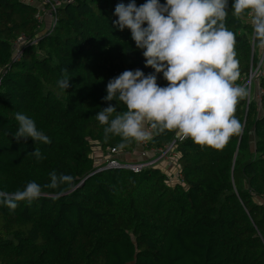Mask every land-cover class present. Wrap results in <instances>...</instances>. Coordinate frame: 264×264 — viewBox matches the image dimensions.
Masks as SVG:
<instances>
[{
  "label": "trees",
  "instance_id": "16d2710c",
  "mask_svg": "<svg viewBox=\"0 0 264 264\" xmlns=\"http://www.w3.org/2000/svg\"><path fill=\"white\" fill-rule=\"evenodd\" d=\"M38 1L0 0V192L33 181L42 189L15 210L0 203V264H264V75L259 95L250 91L237 104L242 130L222 149L150 129L149 154L175 140V180L160 162L138 172L100 169L92 144L104 151L140 146L106 138L96 119L117 105L103 99L108 81L125 70L154 73L130 30L114 25L116 5L130 0H49L44 7L55 22L42 30ZM233 2L225 25L236 37L241 86L260 46L252 25L232 16ZM64 78L66 90L57 83ZM157 83L167 86L162 73ZM117 110L113 116L126 106ZM17 112L51 142H17ZM53 171L73 176L74 186L49 188Z\"/></svg>",
  "mask_w": 264,
  "mask_h": 264
},
{
  "label": "clouds",
  "instance_id": "9594fccd",
  "mask_svg": "<svg viewBox=\"0 0 264 264\" xmlns=\"http://www.w3.org/2000/svg\"><path fill=\"white\" fill-rule=\"evenodd\" d=\"M231 10L234 18L252 25L254 39L264 48V0H234ZM228 14V0H166L163 4L146 0L139 6L130 0L127 5H116L114 25L121 31L130 30L136 48L143 50L145 67L154 73L125 70L108 81L103 99L117 105L109 103L96 114L106 126V138L112 134L125 142H144L152 138L147 125L156 133L171 131L181 141L191 139L201 147L222 149L240 134L242 125L235 112L247 92L236 83L239 61L235 34L225 25ZM161 73L167 86L157 83ZM57 83L66 90L69 78ZM120 103L126 111L113 116ZM15 120L17 142L28 138L35 143L51 142L32 118L17 112ZM32 155L39 160L40 149ZM49 176V188L74 186L71 175L53 171ZM41 195V186L33 181L23 190L0 192V203L15 210L18 202L31 203Z\"/></svg>",
  "mask_w": 264,
  "mask_h": 264
},
{
  "label": "built area",
  "instance_id": "2783aa9c",
  "mask_svg": "<svg viewBox=\"0 0 264 264\" xmlns=\"http://www.w3.org/2000/svg\"><path fill=\"white\" fill-rule=\"evenodd\" d=\"M49 2V0H48ZM46 2V3H48ZM53 2V1H52ZM46 3H43L44 6ZM38 5V4H37ZM42 7H39L38 5V12L36 14V18L40 21V23L43 21V15H42ZM45 8V7H44ZM48 10V9H46ZM49 11V15L51 16V20H53L54 24V18L52 17V11ZM53 18V19H52ZM52 24V21H51ZM50 24V25H51ZM50 27V26H49ZM48 27V28H49ZM46 28V29H48ZM254 34V33H253ZM24 40V36H19L17 40L13 42V48L16 51V54H20V51L18 50L20 42ZM253 40V39H252ZM18 54V55H19ZM252 69L248 75V78L243 79L242 87L245 88L247 92V100L249 101V93L251 91V83L253 77L255 78L256 86H257V78L259 75H264V48H261L260 58L258 60L257 65L255 66L254 76L252 75ZM256 92L259 95L261 92L260 89H258V86L256 87ZM146 129L150 131V128L146 126ZM147 141L144 142H138L139 148L138 150V157L140 159L138 160H132L130 158H125L127 155H129L130 151L128 149H118V148H109L106 149L104 152V158L101 161L102 165L100 166V169L102 168H125L132 170L134 172L140 171L143 167L155 165L156 163L160 162V164L164 167L165 171L171 176L174 175L176 178L178 177L177 170L172 175L170 174V170H173L176 165V159L178 157L177 152L174 150V144L175 140H173L171 143L167 144L165 148H159L156 149V152L152 150V154L148 153V150L145 148ZM156 153V154H155ZM143 159L141 160V158ZM97 161V160H96Z\"/></svg>",
  "mask_w": 264,
  "mask_h": 264
},
{
  "label": "rangeland",
  "instance_id": "374dc122",
  "mask_svg": "<svg viewBox=\"0 0 264 264\" xmlns=\"http://www.w3.org/2000/svg\"><path fill=\"white\" fill-rule=\"evenodd\" d=\"M46 2H48V0H39L38 2H36L39 5V7H42L41 9H42L43 21L41 22V27H40L41 30L48 28L50 26V24H51V21H52L51 20V16L49 15V11L46 10V8H44V6L42 5L43 3H46ZM260 53H261V47H260V50H259V58H260ZM254 71H255V67L252 69V72H253L252 75L253 76L255 75L254 74ZM255 86H256V82H255V78L253 77L252 83H251V96H253L255 94V91H256L255 90ZM92 146H93V148H92V150H93V156L97 160L96 161V165H98V164L99 165H102L101 164L102 163L101 161L104 158V152L105 151L104 150H101L99 148V145L96 144V143L92 144ZM139 150H140V148H139ZM170 172H171L170 174L173 175L176 172V170L173 169V170H170ZM175 179H176V177L173 175L172 178H171V181H173Z\"/></svg>",
  "mask_w": 264,
  "mask_h": 264
},
{
  "label": "crops",
  "instance_id": "0c3cea01",
  "mask_svg": "<svg viewBox=\"0 0 264 264\" xmlns=\"http://www.w3.org/2000/svg\"><path fill=\"white\" fill-rule=\"evenodd\" d=\"M138 150H139V147L136 146L132 151H130L129 155H127L125 158H130L132 160H138V159H140L138 156H136V153H137Z\"/></svg>",
  "mask_w": 264,
  "mask_h": 264
}]
</instances>
